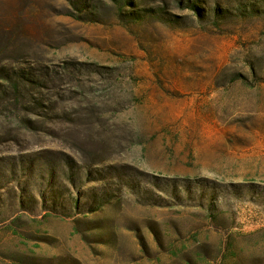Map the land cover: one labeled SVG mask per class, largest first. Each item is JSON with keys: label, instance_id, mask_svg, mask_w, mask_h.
<instances>
[{"label": "rangeland", "instance_id": "rangeland-1", "mask_svg": "<svg viewBox=\"0 0 264 264\" xmlns=\"http://www.w3.org/2000/svg\"><path fill=\"white\" fill-rule=\"evenodd\" d=\"M0 264H264V0H0Z\"/></svg>", "mask_w": 264, "mask_h": 264}]
</instances>
